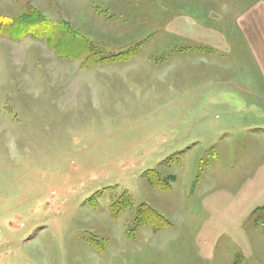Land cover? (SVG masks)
<instances>
[{
    "label": "rangeland",
    "instance_id": "obj_1",
    "mask_svg": "<svg viewBox=\"0 0 264 264\" xmlns=\"http://www.w3.org/2000/svg\"><path fill=\"white\" fill-rule=\"evenodd\" d=\"M262 17L264 0H0V264H264ZM36 19L85 48L7 30Z\"/></svg>",
    "mask_w": 264,
    "mask_h": 264
},
{
    "label": "trees",
    "instance_id": "obj_2",
    "mask_svg": "<svg viewBox=\"0 0 264 264\" xmlns=\"http://www.w3.org/2000/svg\"><path fill=\"white\" fill-rule=\"evenodd\" d=\"M31 28H40L44 33L43 38L46 39L50 44L59 45L62 46L64 43L68 45L66 48V51L70 54L73 52H77L81 50V48H85L86 44L84 39L72 32H66L65 30H62L50 23L44 22V20L36 19L33 20V22H23L18 21L14 23L13 25H10L7 30L10 32L16 33H23L27 32V30ZM71 45V46H70ZM124 203L121 200H115L114 201V215L117 216L119 214V211L125 208ZM144 217L146 218H162L159 214L149 211L148 214H146Z\"/></svg>",
    "mask_w": 264,
    "mask_h": 264
},
{
    "label": "crops",
    "instance_id": "obj_3",
    "mask_svg": "<svg viewBox=\"0 0 264 264\" xmlns=\"http://www.w3.org/2000/svg\"><path fill=\"white\" fill-rule=\"evenodd\" d=\"M262 14V13H261ZM261 21L263 22L262 26H264V17H262ZM257 34V33H256ZM255 40H254V45L256 46L254 52L256 54V52H258L259 54L261 53V57L260 58H256L254 55V59L257 61V62H261V63H264V29H260L258 30V34L256 35V37H254ZM253 51V50H252ZM262 129L260 128H255V129H252L251 132H261ZM264 131V130H263Z\"/></svg>",
    "mask_w": 264,
    "mask_h": 264
}]
</instances>
